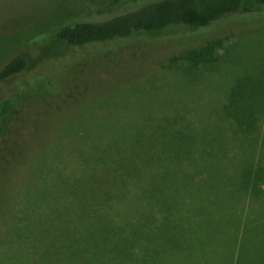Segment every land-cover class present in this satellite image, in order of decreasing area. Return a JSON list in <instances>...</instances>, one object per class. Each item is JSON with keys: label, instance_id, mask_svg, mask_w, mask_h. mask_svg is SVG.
<instances>
[{"label": "trees", "instance_id": "1", "mask_svg": "<svg viewBox=\"0 0 264 264\" xmlns=\"http://www.w3.org/2000/svg\"><path fill=\"white\" fill-rule=\"evenodd\" d=\"M256 12L264 13V0H153L126 11L112 12L108 9L88 17L79 13L78 17L69 18L70 21L55 30L54 41L64 49L53 61L58 63L61 57L95 53L94 49L103 58L114 59L115 48L126 43L130 50L120 52L121 60L125 64L132 62L137 65L135 57H149L145 40H156L162 45L151 55L162 50L164 45H172L177 50L165 58L161 67L176 65L180 61L198 67L216 61L215 52L222 49L232 36L251 31L226 30L205 36L202 35L204 30H214V26L228 17ZM194 35L200 38L188 44L173 45L178 37ZM4 62L0 68V121L6 119L8 113L14 116L18 110L21 112L18 118L22 117L23 108L19 104L42 100L35 78L41 82L45 73L40 71V66L34 68L31 58L25 55H14ZM261 68L258 72L236 78L224 91L223 103L215 107L221 117H226L224 123L229 122L230 136L214 131L211 123L201 122L200 131L207 134L202 138L216 144L220 154L229 153L226 172L210 169L200 174L197 179L204 186L196 190L189 189V179H175V186L169 192L153 184L158 173L164 179L169 176L165 183L171 180L175 170L183 173L181 168L178 169L179 162L189 156L184 150L180 151L186 140L183 131L189 128L184 127V122L180 124L177 117H170L173 112H178L171 105L175 102L173 99L160 104L168 112L154 110L156 113L149 119L157 126L147 136L140 123L145 120L129 121L131 134L128 132V135L131 138L128 153L119 152L123 143L107 142L92 134L80 142L69 138L68 145L80 146L83 150L82 155L80 151L72 159L76 165L74 168L71 166V182H64L69 186V194L73 190L76 193L69 198L65 194L59 195L54 182H48L47 186L46 182H41L46 180L43 171H37L35 175L40 182L36 187L41 190L43 203L38 197L25 199L19 216L12 222L15 224L11 231L0 213V229H3V232L0 230V238L5 235L10 238L12 231L15 235L10 238L11 242L0 239V264H177L178 258L192 255L196 245L201 248L211 245L209 242L215 237L213 232L220 233V237L222 235L224 241L221 245L230 252L222 251L220 257L228 254L224 260L227 264H235L234 252L242 245L237 237L241 229L239 222L247 229L254 219L238 217V220H232L231 225L221 220L216 225L217 229H212L210 227L216 221L215 212L211 205L205 203L203 196L205 193L215 196L214 192H209V186L221 188L228 183L238 186L244 194L260 192L259 187L264 182V162L255 160L254 154L244 148H256L263 134L264 65ZM139 72L143 76L148 74L145 70ZM45 84L49 87L48 82ZM125 139L129 138L122 140ZM233 140H238L240 145L236 150H230ZM114 149L117 153H112ZM200 158L203 159L201 156L192 163H198ZM213 173H221L219 178L224 182H214ZM153 177L154 180L151 179ZM130 182H134V190L129 188ZM141 182H145V188ZM184 182L188 184L185 186ZM174 190L180 198L173 195ZM185 192H190L188 198L182 196ZM142 194L145 195V205L138 196ZM242 197L244 195L231 197L230 208L234 205L241 208ZM219 198L223 202L221 196H216L215 200ZM3 202L5 200L0 204ZM34 239H38L41 249L35 248ZM46 240L51 241L52 248L45 244ZM64 240H67L66 244ZM189 261L198 263L199 255L190 256ZM260 261L264 264V259Z\"/></svg>", "mask_w": 264, "mask_h": 264}, {"label": "rangeland", "instance_id": "2", "mask_svg": "<svg viewBox=\"0 0 264 264\" xmlns=\"http://www.w3.org/2000/svg\"><path fill=\"white\" fill-rule=\"evenodd\" d=\"M150 1L153 0H0V68L5 60L20 54L30 57L34 68L40 66V71L45 72L41 82L39 78H35V83L38 82V89L42 92L39 96L42 100L35 99L25 105L19 104L24 113L20 119L18 115L21 112L18 110L14 112V116L8 113V117L0 121V201L5 200L4 205L0 204V213L8 223L10 231L14 228L15 223L12 222L19 216L25 199L38 197L39 202L44 201L41 190L36 187L40 182L35 175L37 171H43L46 180L41 182H46L47 186L48 182H54L59 195L65 194L64 196L69 198L76 193V190H73L72 194H69V186L64 182H71V166L74 168L76 165L72 159L79 155L80 151L82 155L83 150L80 146L68 145L69 138L80 142L92 135L99 136L107 142L123 143L119 152L128 153L131 138V135H128L131 130L129 121L145 120L140 123L145 127L147 136L157 126L149 118L156 113L155 109L168 112L165 106L160 105L167 100L173 99L175 102L171 105L178 110L170 117H177L180 124L184 122V127L189 128L183 131L186 140L180 150H184L189 156L179 162L178 169L181 168L183 173L179 174L178 170H175L168 183L165 182L169 176L165 180L162 174L158 173L156 180L151 178L154 180L153 184H156L158 189L169 192L170 188L175 186V179H189V189L196 190L204 186L197 179L200 174H205L210 169L215 172L227 171L229 153L220 154L216 144L202 138L207 134L200 131V126L201 122L211 123L217 133L231 135L229 122L224 123L226 117H221L215 107L223 103L224 91L236 78L262 69L264 13L234 15L219 22L214 26V30H204L202 35L205 36L226 30L251 31L232 36L225 41L222 49L215 52L216 61L198 67H192L186 61L161 67L165 64V58L177 50L172 45H164L162 50L151 55L162 45L156 40H145V50L149 57H135L137 65L128 60L130 65L122 62L120 52L130 50L126 43L115 48L114 59L103 58L94 49L95 53L61 57L62 59L58 60L59 65L53 61L64 49L63 45L54 41L55 30L64 22L70 21L69 18L75 19L79 13L84 17L98 15L108 9L112 12L131 10ZM195 36L178 37L174 39L173 45L188 44L200 38ZM241 59L242 61L238 62ZM142 70L148 74L143 76L139 72ZM1 112L0 103V114ZM119 125L124 129L119 128ZM262 133L259 137L262 141L255 145L256 148L246 147L244 150L254 154L255 160L264 162V128ZM123 138L129 139L122 140ZM239 147L238 140H233L230 150ZM112 153H117L116 149ZM199 155L203 159L192 163L194 159L201 157ZM197 165H200L198 169ZM220 174L213 173L214 182H224L219 178ZM128 184L129 188L134 190V182ZM141 184L145 188V182ZM187 184L184 182L185 186ZM258 191L260 192L254 195L244 194L238 186L228 183L221 188L209 186V192H214L215 196L213 193L211 196L206 193L203 196L205 203L211 205V210L215 212L213 213L216 221L210 227L212 229L216 230V225L221 220H226L231 225L232 220H238V217L245 219L249 216L254 219L247 229L246 225L241 226L239 222L241 229L237 237L241 239L242 245L236 251L233 250L235 264H262L260 260L264 259V182H261ZM230 192L236 198L244 195L240 200L243 205L241 208L235 205L230 208L229 199L235 197L228 194ZM189 193L185 192L182 196L188 198ZM173 195L180 198V194L175 190ZM138 196L145 205V195ZM216 196L223 197V202H220V198L215 200ZM0 230L3 232L2 227ZM61 231L66 233L65 229ZM212 234L215 237L209 242L211 245L202 248L196 245L192 253L199 255L198 263L189 261L192 256L190 255L178 258L177 264H227L224 258L228 254L220 257L222 251L229 252L221 245L224 239L222 235L220 237V233ZM14 237L12 231L10 238ZM1 238L11 242L6 235ZM66 243L67 240H64V244ZM33 244L37 249L42 248L38 239H34ZM45 244L52 248L50 240H46ZM183 253L186 254V251L183 250Z\"/></svg>", "mask_w": 264, "mask_h": 264}]
</instances>
